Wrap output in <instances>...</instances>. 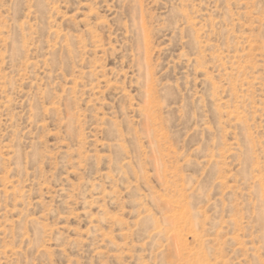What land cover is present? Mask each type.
I'll list each match as a JSON object with an SVG mask.
<instances>
[{
	"label": "rangeland",
	"instance_id": "1",
	"mask_svg": "<svg viewBox=\"0 0 264 264\" xmlns=\"http://www.w3.org/2000/svg\"><path fill=\"white\" fill-rule=\"evenodd\" d=\"M0 264H264V0H0Z\"/></svg>",
	"mask_w": 264,
	"mask_h": 264
}]
</instances>
